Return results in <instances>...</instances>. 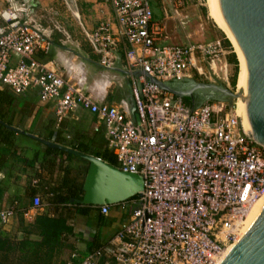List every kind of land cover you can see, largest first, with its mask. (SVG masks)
Instances as JSON below:
<instances>
[{
  "label": "built area",
  "instance_id": "built-area-1",
  "mask_svg": "<svg viewBox=\"0 0 264 264\" xmlns=\"http://www.w3.org/2000/svg\"><path fill=\"white\" fill-rule=\"evenodd\" d=\"M99 1L110 4L113 19L100 20L86 35L105 68L113 65L117 45L126 44V64L139 72L130 77L137 120L131 105L94 99L80 78L73 80L48 59L53 42L44 29L1 14L0 90L37 89L41 101L54 102L57 123L76 108L93 114L104 123L115 166L143 179L140 195L95 206L102 216L116 208L121 222L108 241L86 254L73 252L67 264H213L264 195V145L245 134L234 103L194 106L147 75L159 81L192 78V56L219 59L223 43H163L150 0ZM41 206L34 194L22 216L31 219L30 211ZM17 209L16 199L0 209V222Z\"/></svg>",
  "mask_w": 264,
  "mask_h": 264
},
{
  "label": "crops",
  "instance_id": "crops-1",
  "mask_svg": "<svg viewBox=\"0 0 264 264\" xmlns=\"http://www.w3.org/2000/svg\"><path fill=\"white\" fill-rule=\"evenodd\" d=\"M22 1L28 2L29 0ZM8 2L11 3L13 8L9 5L8 7L2 8L1 12L7 14L13 13L22 20L40 26V24L33 19L34 16L31 15L35 10L32 5L29 9L25 10V5L22 4L21 1L18 3L16 0H8ZM96 2L103 10L100 19L111 21L113 19V14L110 4L103 3L102 1ZM150 6L153 11V17L156 20V5L153 0H150ZM22 10L30 11V13H23V15H29L22 17L20 15ZM73 12L75 17L79 16L76 11ZM164 12L165 16L163 17V22L168 17L166 9ZM95 26L84 29L87 41L88 38L86 34L90 33ZM161 26L164 34L163 43L181 45L193 43L192 41L188 43L173 41V37L170 36L167 28V21L166 24L164 22ZM44 30L50 35L53 42L47 58L54 61L65 75L73 80L80 78L84 91L98 101L117 105L126 103L128 107L130 106V77L131 75L138 74V72H131L126 64L125 49L127 46L125 43L120 42L117 45L116 49L111 54L113 65L110 68H105L101 66L99 62L101 54L94 50L89 41V54L81 55L78 52L75 53V50V52L72 51L63 43H55L52 38L51 30ZM219 59L209 61L200 56H192L190 59L192 63L190 72L191 77L199 81L210 80L209 76L211 74L215 75L214 73L217 71L212 65L214 63L216 67V62L220 61ZM86 63H90L96 67L92 75H90V71L87 70ZM109 70L117 71L120 73V76ZM124 80L126 86H128V91L125 93L121 91L120 94L116 91V85L122 90L124 88L122 81ZM11 96L19 103L18 106L21 104H28L30 106V104H32V115L28 124L24 125L26 117L25 110L22 113H18L20 114V120H18L17 124L11 120L10 126L16 127L22 132H16L7 127L6 125L8 124H5L4 126L8 130L13 131V133L10 134L8 142L0 141V209L6 208L16 199L18 201V212L12 217L16 219L18 216L22 217L21 211L23 209L29 210L31 208V200L34 194H39L42 198L40 210H42L44 206L49 210L54 209V206L48 204V196L51 193L46 191L50 190L55 183L60 181L62 176L61 168H63L65 164L63 159L56 157L55 163L49 165L46 160L49 159L50 156L45 154L47 147L43 143L28 136L26 133L35 134L51 141H55V136L57 134L60 140L64 141L65 145H80L85 147L86 152L99 155L102 159H104L103 154L110 156L112 153L107 147L104 123L86 110L76 108L69 112L60 123H57L54 114V102L52 100L41 101L37 89H29L21 94H12ZM9 116L12 118L11 115ZM41 116H43L44 119L40 125L38 120ZM36 153L37 156L35 157L34 155ZM34 180H36V182H34ZM30 212L34 213L35 211L31 210ZM84 217L90 218L88 216ZM121 217L122 214L116 208L112 207L109 214L103 216L102 223L93 219L92 222L87 223L84 228L75 224L73 234L69 235L65 241H71V239L79 240L81 238V243H77L76 245L77 250L86 254L93 248L98 247V245L101 246L108 241L112 233L119 226ZM84 237L86 239H84ZM70 260L71 258L69 257V259L65 261V264Z\"/></svg>",
  "mask_w": 264,
  "mask_h": 264
},
{
  "label": "water",
  "instance_id": "water-1",
  "mask_svg": "<svg viewBox=\"0 0 264 264\" xmlns=\"http://www.w3.org/2000/svg\"><path fill=\"white\" fill-rule=\"evenodd\" d=\"M209 1L241 63L238 89L234 91L222 82L198 81L194 78L159 81L147 75L148 79L177 96L190 98L194 106L211 100L231 106L239 97L238 114L241 115L245 134L264 145V0ZM129 100L130 113L137 120L131 96ZM6 126L22 132L16 127ZM26 134L46 147L75 155L87 162L82 184L83 195L81 199L71 198V203L112 205L135 194L140 195L143 179L139 174L123 171L91 153L34 134ZM217 264H264V202L245 232Z\"/></svg>",
  "mask_w": 264,
  "mask_h": 264
},
{
  "label": "rangeland",
  "instance_id": "rangeland-1",
  "mask_svg": "<svg viewBox=\"0 0 264 264\" xmlns=\"http://www.w3.org/2000/svg\"><path fill=\"white\" fill-rule=\"evenodd\" d=\"M16 1H18V3L21 1V3L25 5V10L29 9L31 5L34 7V13H31V15L34 16L33 19L40 24V26H38L39 28L51 30L52 38L55 43H63L72 51L75 50V53L78 52L81 55L89 54L90 47L85 37L84 29H89L95 26L101 20L100 17L102 16L101 14L103 10L96 2L99 0ZM153 1L156 5V21L161 25L164 22L166 24L167 21V28L170 36L173 37V41L178 43H188L191 41L206 43L215 39H221L222 43L225 42V44H229V47H226L225 45V53L220 56V61L216 62L217 65L215 69L217 71L214 73L215 75L211 74L209 76L210 80L208 81L222 82L235 91L237 88L238 74L237 78H235L236 85L233 88L232 80L234 79L235 71L233 58L236 60H239V58H237V52L231 41L214 20L207 4V0ZM9 5L10 7L12 6L8 0H0V23L2 22L1 14L3 13L1 12V9L8 7ZM164 8L168 12L169 18L167 17L163 22V17L165 16ZM25 10L20 12L22 17L29 15H23V13H30V11ZM73 11H76L79 16L75 17ZM237 62L239 72L240 60ZM213 65L215 64L213 63ZM86 68L90 71V75L96 70V67L90 63H86ZM109 71L120 76V73L117 71ZM122 83L124 85L122 90L116 85V91L120 94L121 91L122 93L128 91V86H126L125 80L122 81ZM11 100V103L4 108V110L7 111V118L13 120V122L17 124L18 120H20V114L18 113H22L25 110L26 117L24 125L28 124L32 115V104H30V106L28 104H21L18 106L19 103L15 101L14 97H12ZM9 115H11L12 118H10ZM43 119L44 117L41 116L38 123L40 124ZM70 165L72 168L80 170V173L83 172L85 166L84 163H81L77 159H73L70 162ZM49 211L50 210L44 206L42 210L34 212L31 219L18 216V218H16L17 220L12 218L6 223L0 222V264H65V261H67L69 257L71 258L73 252L81 253L77 250L76 246L77 243H81V238L79 240L71 239V241L61 239L54 247L48 246L44 243V240L39 236L40 227L35 223V220L44 214H48ZM68 213L71 215L74 225L77 224L79 227L84 228L87 223L92 222L84 216L75 215L73 209L68 210ZM84 239L86 238L84 237ZM25 240L34 242V244H27L25 243Z\"/></svg>",
  "mask_w": 264,
  "mask_h": 264
},
{
  "label": "trees",
  "instance_id": "trees-1",
  "mask_svg": "<svg viewBox=\"0 0 264 264\" xmlns=\"http://www.w3.org/2000/svg\"><path fill=\"white\" fill-rule=\"evenodd\" d=\"M223 43L224 47L225 45L226 47H229V44L227 45L225 42ZM233 59L235 71L234 79L232 80V87L234 88L236 85L235 78H237L238 74V60L235 58ZM11 95L12 94L8 91L0 90V141L4 142H8L10 134L13 133V131L8 130L4 126L5 124L10 125L12 122L11 119L7 118V111L4 110V108H6L5 106L9 105L12 101ZM55 141L64 143V141L60 140L57 134L55 136ZM70 147L86 152L85 147L80 145L73 144L70 145ZM45 154L50 156L49 159L46 160L49 165H53L55 163L56 157H60L65 161L63 168H61L62 176L60 181L55 183L50 190L46 191L51 193L48 196V204L50 206H54V209L50 210L48 214H44L35 220V223L40 227L39 236L41 239L44 240L46 245L54 247L58 244L59 240H65L69 235L73 234L74 222L73 219H71V215L68 213V210L73 209L75 215L88 216L90 217V221L95 219V221L100 223H102L103 216L99 214L98 208L95 206L80 205L69 201L71 198L81 199L83 195L82 184L87 170V162L80 157L50 147L46 148ZM103 155L104 159L107 158L106 160L108 162L114 165L116 164V160L112 154H110V156H106V154ZM34 156L36 157L37 153ZM73 159H77L81 163L85 164L82 173H80V170L71 167L70 162ZM25 243L34 244V242H29L27 240H25Z\"/></svg>",
  "mask_w": 264,
  "mask_h": 264
},
{
  "label": "bare ground",
  "instance_id": "bare-ground-1",
  "mask_svg": "<svg viewBox=\"0 0 264 264\" xmlns=\"http://www.w3.org/2000/svg\"><path fill=\"white\" fill-rule=\"evenodd\" d=\"M207 4L209 6V9H210V12L214 18V20L216 21V23H218V25L220 26V28L225 32V34L227 35L226 31L224 30V28L221 26V24L219 23L218 19L216 18L214 12H213V9L211 7V4H210V1L207 0ZM211 17V16H210ZM228 37V35H227ZM228 39L230 40V38L228 37ZM231 41V40H230ZM232 43V42H231ZM238 58V57H237ZM239 61V60H238ZM77 64V63H76ZM214 69H215V65L212 66ZM240 74H241V63H240V69H239V72H238V78H237V89H238V84H239V79H240ZM238 101H239V97L233 101V105L236 109V112L238 113ZM236 105V106H235ZM241 116V115H240ZM258 141V140H257ZM259 142V141H258ZM260 143V142H259ZM262 144V143H261ZM264 202V195L259 199L257 200V202L253 205V207L251 208V210L248 212L247 216H246V219L242 225V228L240 229L239 233H238V236L236 238V240L233 242V243H230L227 248L222 252V254L220 255V257H218L215 262L213 264H217L220 259L225 255V253L232 247V245L241 237V235L245 232V230L247 229V227L250 225V223L252 222L253 218L255 217V215L257 214L260 206L263 204Z\"/></svg>",
  "mask_w": 264,
  "mask_h": 264
}]
</instances>
